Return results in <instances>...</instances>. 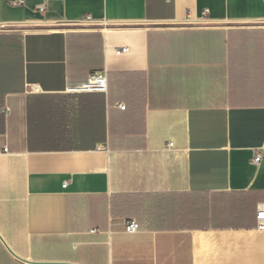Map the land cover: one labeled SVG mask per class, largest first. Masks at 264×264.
Returning a JSON list of instances; mask_svg holds the SVG:
<instances>
[{
  "label": "crops",
  "instance_id": "0c3cea01",
  "mask_svg": "<svg viewBox=\"0 0 264 264\" xmlns=\"http://www.w3.org/2000/svg\"><path fill=\"white\" fill-rule=\"evenodd\" d=\"M262 204L264 0H0V264H264Z\"/></svg>",
  "mask_w": 264,
  "mask_h": 264
},
{
  "label": "built area",
  "instance_id": "2783aa9c",
  "mask_svg": "<svg viewBox=\"0 0 264 264\" xmlns=\"http://www.w3.org/2000/svg\"><path fill=\"white\" fill-rule=\"evenodd\" d=\"M127 51H128L127 48H121L116 51V54L119 55L122 53H126ZM106 90H107L106 78L103 75H99V74L91 75L86 83L82 84L77 88L72 89V91L77 93H105ZM119 107L120 109H124L123 105H120ZM260 159L261 157L259 155H256L252 162L258 163ZM256 220H257V229L264 230V204L259 205L256 214ZM124 228L126 233H136L139 229V224L135 221H129L125 223Z\"/></svg>",
  "mask_w": 264,
  "mask_h": 264
}]
</instances>
